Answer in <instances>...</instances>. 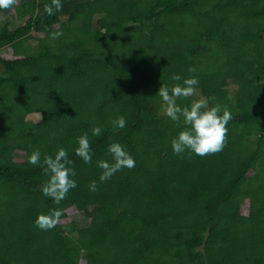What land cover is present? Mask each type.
Returning a JSON list of instances; mask_svg holds the SVG:
<instances>
[{
  "label": "trees",
  "instance_id": "16d2710c",
  "mask_svg": "<svg viewBox=\"0 0 264 264\" xmlns=\"http://www.w3.org/2000/svg\"><path fill=\"white\" fill-rule=\"evenodd\" d=\"M46 4L0 9V264H264V0H62L51 16ZM172 74L199 80L177 103L215 97L231 111L220 152H172L181 126L156 95ZM85 132L90 164L74 153ZM112 142L135 167L100 182ZM58 147L77 182L59 206L28 163ZM54 207L57 226L38 229Z\"/></svg>",
  "mask_w": 264,
  "mask_h": 264
},
{
  "label": "clouds",
  "instance_id": "9594fccd",
  "mask_svg": "<svg viewBox=\"0 0 264 264\" xmlns=\"http://www.w3.org/2000/svg\"><path fill=\"white\" fill-rule=\"evenodd\" d=\"M15 3L16 0H0V9H8ZM62 7V0H51V4L44 6V12L51 16L61 11ZM62 35V32L51 34L52 39H58ZM189 71L194 73L195 69ZM170 79L176 83L171 86L161 84L156 95L161 100L163 115L181 126V130L170 141L172 152L175 155L192 153L201 157L220 152L228 133L227 125L233 118L231 111L219 104H211L210 101L215 100V97L192 99L187 105L177 103L178 99H188L197 95L199 80L195 75L182 77L180 74H172ZM111 124L114 129L123 130L127 121L124 116H118ZM102 131L101 126H93L91 136L99 137ZM75 143V155L85 164L92 163L94 153L89 133L85 132L78 136ZM107 152L111 156L110 161L107 159L97 161V167L102 170L100 182L111 179L125 168L135 167V159L123 144L112 142L108 145ZM41 156V151L34 149L28 157V163L43 169L47 179L40 185L39 191L54 205L59 206L69 191L77 187V182L73 178L75 176L73 161L69 158L68 150L63 147H58L52 155H44L43 160ZM97 187L95 180L90 182V191L95 192ZM62 215L63 210L54 207L48 213L38 214L34 224L42 231H49L57 226Z\"/></svg>",
  "mask_w": 264,
  "mask_h": 264
},
{
  "label": "rangeland",
  "instance_id": "374dc122",
  "mask_svg": "<svg viewBox=\"0 0 264 264\" xmlns=\"http://www.w3.org/2000/svg\"><path fill=\"white\" fill-rule=\"evenodd\" d=\"M2 57L5 58V59H11L12 56H11V52L9 49L5 50V52L2 53ZM28 120L32 121V122H36L39 120V116L38 115H30L28 116L27 118ZM244 211V209H243ZM82 217L78 214H70L69 217L65 220H63L62 222H68L69 220H80Z\"/></svg>",
  "mask_w": 264,
  "mask_h": 264
}]
</instances>
